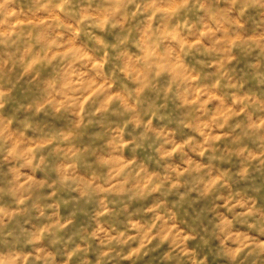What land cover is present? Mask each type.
<instances>
[{
    "label": "clouds",
    "instance_id": "obj_1",
    "mask_svg": "<svg viewBox=\"0 0 264 264\" xmlns=\"http://www.w3.org/2000/svg\"><path fill=\"white\" fill-rule=\"evenodd\" d=\"M0 264H264V0H0Z\"/></svg>",
    "mask_w": 264,
    "mask_h": 264
}]
</instances>
